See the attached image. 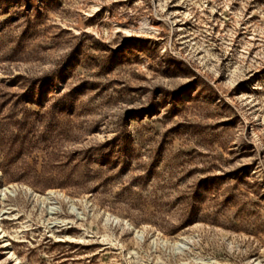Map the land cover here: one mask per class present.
Returning a JSON list of instances; mask_svg holds the SVG:
<instances>
[{"label": "rangeland", "instance_id": "obj_1", "mask_svg": "<svg viewBox=\"0 0 264 264\" xmlns=\"http://www.w3.org/2000/svg\"><path fill=\"white\" fill-rule=\"evenodd\" d=\"M0 229V264H264V0H0Z\"/></svg>", "mask_w": 264, "mask_h": 264}, {"label": "bare ground", "instance_id": "obj_2", "mask_svg": "<svg viewBox=\"0 0 264 264\" xmlns=\"http://www.w3.org/2000/svg\"><path fill=\"white\" fill-rule=\"evenodd\" d=\"M52 193H49V194H52ZM43 200H47V202H48L50 199L48 197H46V198H43ZM49 210H52V209H49ZM4 238H5V235H4L3 231L0 229V240H2L3 248L8 249L10 247V245L8 244L7 241L4 240ZM8 258L13 259L15 264H19V261L16 258H14V254L11 253V251H8Z\"/></svg>", "mask_w": 264, "mask_h": 264}]
</instances>
